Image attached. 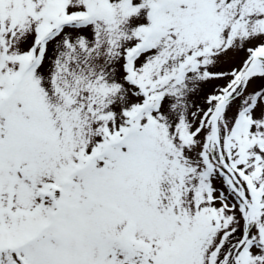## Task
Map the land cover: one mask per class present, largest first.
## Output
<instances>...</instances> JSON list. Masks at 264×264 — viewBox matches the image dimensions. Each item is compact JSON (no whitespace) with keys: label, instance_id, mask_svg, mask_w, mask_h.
Instances as JSON below:
<instances>
[{"label":"snow or ice","instance_id":"snow-or-ice-1","mask_svg":"<svg viewBox=\"0 0 264 264\" xmlns=\"http://www.w3.org/2000/svg\"><path fill=\"white\" fill-rule=\"evenodd\" d=\"M0 264H264V0H0Z\"/></svg>","mask_w":264,"mask_h":264}]
</instances>
